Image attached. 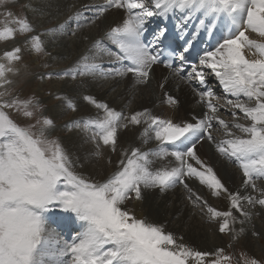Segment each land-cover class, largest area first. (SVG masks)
Instances as JSON below:
<instances>
[{
    "label": "snow or ice",
    "instance_id": "6c2138e0",
    "mask_svg": "<svg viewBox=\"0 0 264 264\" xmlns=\"http://www.w3.org/2000/svg\"><path fill=\"white\" fill-rule=\"evenodd\" d=\"M0 0V42L14 40L18 34L35 30L27 17L17 16L9 4ZM87 7V6H86ZM123 9L126 18L111 27L106 39L117 49L112 51L101 41L93 48L97 56L104 53L114 59L117 67L105 69L97 56L85 55L60 77L100 76L124 78L129 74L138 85H147L154 65L164 63L173 74L185 73L182 79L197 81L206 90H196L198 103L207 111L193 122H175L155 115L149 109L125 114L97 101L93 96L84 100L103 112L102 116L72 121L68 128L89 133L96 144V155L102 147L117 150L123 129L143 126V143L157 142L147 151L140 147L125 149L118 168L104 180H96L76 171V165L59 140L50 132L53 119L43 114L34 97L14 95L10 76L19 69L22 49L14 47L0 56V264H262L242 253L240 259L224 248L213 252L193 249L167 231L165 226L139 217L127 207L130 201L143 199L144 189L159 188L164 192L184 186L194 205H204L210 221L219 222V232L231 233L234 240L244 232L243 225L253 216L257 206L264 209V0H105L96 8L95 23L109 9ZM181 14L176 25L181 38L188 35L186 26L198 21L186 40L183 53L193 47L201 30L212 36L224 34L216 45L206 49L193 64L181 53L161 60L159 43L166 29H161L151 43H145V25L150 17L168 19ZM81 12L75 19L79 21ZM80 26V25H78ZM65 31V24L31 35L27 41L31 53L48 55L42 35L55 36ZM75 34V33H73ZM255 34L260 39H253ZM178 59L181 66L173 68ZM206 70H208L206 72ZM213 75L223 87L225 105L207 87V75ZM53 74H48V79ZM43 78V77H42ZM164 87L163 83L160 85ZM231 97V98H229ZM67 108L76 111V103L67 97H57ZM174 107L178 101L166 96ZM221 107L230 111L232 120L220 117ZM15 112L32 123L22 125L10 114ZM241 119L246 122H241ZM222 130L217 139L213 130ZM207 140L220 156L235 164L242 172L244 189L257 195L229 192L214 168L198 155L197 145ZM157 161H165L155 167ZM111 163V161H109ZM186 179H196L213 196L226 194L228 210H218L194 193ZM194 198V199H193ZM54 209L74 214L81 231L71 241L57 238L48 228V214ZM235 213H239L237 216ZM65 257H69L65 260Z\"/></svg>",
    "mask_w": 264,
    "mask_h": 264
},
{
    "label": "bare ground",
    "instance_id": "6f19581e",
    "mask_svg": "<svg viewBox=\"0 0 264 264\" xmlns=\"http://www.w3.org/2000/svg\"><path fill=\"white\" fill-rule=\"evenodd\" d=\"M104 2L105 0L18 1L19 7L26 5L29 8L28 18L31 20L32 26L36 28V33H34V35L41 34L43 27L52 24L54 20L55 22H53V28L58 27L60 24H65V31L63 33H58L55 36H42V39L44 40L50 38L49 42H45L48 51L52 52L51 58L54 59L51 62L53 70H50L53 74L63 73L64 71L73 68L85 55L97 56L96 50L92 47L96 41H101L107 48H110L112 51H116V47L106 39V33L111 29V27L117 26L126 18V13L123 9L111 8L92 25L87 27L84 25L86 22L85 20H88V18H93L96 15V8L103 5ZM77 12L82 13L81 19L79 21L70 19V17H75ZM84 13L88 14V17H85ZM175 14L180 20L181 14L179 12ZM175 14H171L169 16L170 20H168L173 21V16ZM150 18H152L151 22L156 23L160 17ZM197 23L198 21H193L186 26L190 33L194 32ZM156 24H159V22ZM73 26H76L75 30L71 28ZM69 32H74L75 35L72 38H66V34ZM201 34L202 30L200 35ZM252 38L260 39L255 34L252 35ZM214 46L215 45L213 44L207 49H211ZM26 57L24 58V65H28L26 62ZM96 62L100 63L105 69L118 66L112 57L104 53H100L97 56ZM20 67L21 66H19V68ZM78 77L76 79H69L68 81L63 82L61 85L58 84L53 86L52 89L50 87L52 91L58 92L56 95L72 99L77 105L76 111L70 114L64 123L59 122L58 120L63 114H65V110L67 109L66 102L63 99L52 102V99L48 97H44L43 101H45L48 105L53 104V106H51V115L55 123H58L54 129L56 130L57 134L59 129H66L67 134L62 136V140L65 145L64 148H66L65 151L68 152L69 157L76 165V171L96 180H104L117 170L118 162L122 158L123 150H130L133 147H140L142 150L147 151L149 149L155 148L157 142L149 141L147 144L143 143V138L140 135L143 131V126H134L128 129H123L120 132L117 150L115 152H112L107 147H102L100 149L101 154L96 155V144L89 138V133L79 128L67 127V125H69L72 121L103 115L101 110L97 109L95 106L87 103L84 100L85 96H93L97 101L106 103L109 105V107L114 108L117 111H121L126 115L136 111L149 109L153 114L162 117L163 114L161 112L166 110L169 111V115L167 117L175 122H193V117L202 118L203 114L207 111L203 104L198 103L199 97L196 92V90L203 91L206 89L202 88L197 81L193 80L190 83L187 80L182 79L181 75H175L173 74L172 70L166 69L163 66H153L152 78L149 80L151 81V84L147 85L136 84L131 74L124 78L117 77L107 79L100 76ZM215 80L216 79L211 75H207V85L208 81L213 82ZM58 83H60V81ZM161 83L164 85L163 88L160 87ZM221 88L223 89L222 86ZM41 89H43V87ZM168 95L173 96L178 101V104L174 107L169 106L166 103V96ZM135 98L138 100L134 102L133 100ZM131 102H134L132 107H130ZM228 112L229 111L226 110L225 107H221L219 115L221 118L225 119L224 117L226 116L223 117L222 114ZM215 130L216 129H214L213 132H215ZM220 131L222 133V130ZM214 136L217 139L223 138V135L221 138L216 135ZM197 151L201 159L214 168L218 177L228 188L229 192H235L239 190L242 194H258L252 192L251 189H244L242 187V181L244 179L242 172L237 171L239 168L234 169L230 161H227V159L220 156L219 153L216 152L213 143H209V141L205 139L201 142V144L197 145ZM109 161H111V163H109ZM164 163L166 162L157 161L155 167H160ZM186 183L194 193L201 196L202 199L206 200L212 207H215L218 210L223 209V206H226L227 208L230 207V202L226 194H222L220 197L213 196L211 192L205 186L201 185L196 179H186ZM257 185L258 187L264 188V182L262 181L257 182ZM179 190H182V193H180ZM189 195L190 193L184 188L183 185H180L177 191L162 192L159 188L144 189L143 199L140 201H130L127 207L132 209L137 216L147 218L150 221L158 224H162L165 226L167 231L172 232L177 237H183V242L193 249L213 252L214 248L211 249L207 247L209 246L207 245V242L205 240H201L198 237V234H194L195 236L193 234H184L187 236H183L186 225L193 222L189 218L195 205L193 200L189 199ZM204 209L206 210L205 207ZM204 209L203 212L207 215V210L204 211ZM259 209L261 208H258L257 206L256 208L249 210H251L254 213L253 216H255L258 214ZM192 213H194V211ZM198 216H200V213ZM237 216H239V213ZM214 222L218 227V236L223 237L222 241L221 238L217 239L216 248H224L225 244L229 240L224 238L225 233L219 232V222ZM254 224H256L255 219L254 222H252L251 217V219L245 222V224L240 225L238 223L236 226L239 228H244V232L239 236L240 240H242L243 248L246 249L252 256H257L259 252L257 253L255 251V247L250 241L253 234L257 233ZM187 227L189 228V226ZM48 228L57 238L61 240V242H70L72 237L82 230L81 223L79 222L76 224L75 217L72 218L65 216L61 217L57 223L48 222ZM61 228H65L64 232H66L67 229L72 230L74 228H76V231H73V236L71 233H68L65 236V233L62 234ZM64 259L68 260L69 257H65Z\"/></svg>",
    "mask_w": 264,
    "mask_h": 264
},
{
    "label": "rangeland",
    "instance_id": "374dc122",
    "mask_svg": "<svg viewBox=\"0 0 264 264\" xmlns=\"http://www.w3.org/2000/svg\"><path fill=\"white\" fill-rule=\"evenodd\" d=\"M18 1L19 0H13V2L9 4V7L13 11V13H15L17 16L27 17V19L31 23V20L28 18L29 8L26 5H22V6L19 7L18 6ZM84 16L88 17V14L84 13ZM91 19H93V18H88V20H85L86 22L84 23V25H86V27L93 24L91 22L92 21ZM168 19L170 20L169 17H168ZM168 19H165V20H168ZM53 22H55V20ZM53 22H52V24H49L48 26L43 27V30H42L41 34L42 33H46L48 29L53 28L54 27ZM55 25H56V23H55ZM33 28L35 30L33 33H29L27 35L18 34L17 37L14 40L6 41V42H0V56H2L3 52H5L6 50H12L14 47H20L22 49L23 59L16 65V67L19 69V72L15 76H10L9 77L13 81V84L11 85V88L14 89V93L13 94L14 95H19L20 98H22V99L29 98V97H34L35 100L38 101L39 104L42 106L43 114L48 116L49 118L53 119V117L51 115V106H53V104H49L48 105L45 101H43L44 97L51 98L52 102L60 101L61 99H57V97H60V95H56L58 92L57 91H52L51 90L52 87L56 86L58 84L61 85L63 82H66V81H68L69 79H72V78L71 77H63V78H61L60 75H59L60 73L59 74H53L50 71V70H53L51 62L54 59L51 58L52 57V55H51L52 52H49L48 48H47V52L49 53L48 55H41V56L37 57V55H35V54L30 52L29 45H28L27 41H28V39H29V37L31 35H34V33H36V28L35 27H33ZM71 28L73 30H75L76 26H73ZM73 33L74 32L67 33L66 34V38H68V37L72 38L75 35ZM42 36H45V35H42ZM49 40H50V38L49 39H45V41H48V42H49ZM64 40H66V39H64ZM51 41H52V38H51ZM25 54L27 55V57H26ZM25 57H26V62L28 63V65H26V64L24 65V61H25L24 58ZM19 66H21L20 67L21 70H20ZM50 73L53 74V75H52L51 79H48L47 77H48V74H50ZM59 81H60V83H58ZM209 83H212V82L208 81V84ZM148 84H151V81H149ZM218 85L219 84H217L216 86H218ZM42 87H43V89H41ZM50 87H51V89H50ZM220 88H221V86H220ZM212 91H214L215 93H218L217 97H220L219 103H221V105H225V99H224L225 93L223 91L217 89V87L212 88ZM229 98H231V97H229ZM136 100H138V99L135 98L133 101L135 102ZM134 102L130 103V107L133 106ZM168 112L169 111H166V110L162 111L161 112L163 114L162 118H166L169 115ZM72 113H74V111H72V110L67 108L65 110V114H63L58 121L64 123V121H66L68 116L70 114H72ZM10 114L13 116L14 119L17 120L18 123H20L22 125H26L28 123H32V121H28V120L24 119L23 117H21L19 114L15 113V112H11L10 111ZM222 115H223V117L226 116V117H224L226 120H229V121L232 120V116L230 114V111L228 113H224ZM167 119H169V117H167ZM241 122H246V121H243V119H241ZM57 124L58 123H55V126H57ZM53 130H51L52 133L50 132V136L52 138H55V139L59 140V142L61 143V145L64 148L65 145L63 143L62 136L67 134L66 129L65 128L59 129L58 134H57L56 130H54V131ZM216 130H218V129H216ZM216 130H215V132H213V134L221 138L222 135H223V132L221 133L220 130H218V131H216ZM62 131H63V133H62ZM209 143H211V142H209ZM64 149H66V148H64ZM227 161H229V160H227ZM231 165H232V167L234 169L238 168L236 165H233L232 163H231ZM237 171L240 172L239 169H237ZM257 182H259V181H257ZM180 185L181 184H178L175 188L169 189L167 191H177L179 189ZM179 192L182 193V190H179ZM198 207H199V209H198ZM258 208H260V207H258ZM203 209H204V205L201 204V203L199 204V206L195 205V207L192 209V212L194 211V213L191 212V216H190L189 219L191 221H193V222L188 223L186 225V227H185V231L186 232L185 231L183 232V236L185 237L188 234H193V235L194 234H198L199 235L198 237L201 240H203V241L205 240L207 242V245H209L207 247H209L211 249L214 248L213 250L215 251L216 249H218V248H216L217 239L221 238V241H222L223 237L218 236V233H217V228L218 227L216 226V223L214 221L211 222L209 220L208 216L203 212ZM224 209L228 210V208L226 206H223V209H221V210L224 211ZM204 211H206V210L204 209ZM201 212H202V214H201ZM263 212H264V209H259L258 214H256L255 216H252V222H254V219H255V223L256 224H254V227L257 230V233L253 234V236L251 237L250 241H251L252 245L255 247L254 248L255 251L257 253L259 252L257 254V256H254V255L252 256L246 249L243 248L242 240H240V238L234 240L232 238V234L231 233H225L224 234V236H225L224 238H227L229 240L225 244L224 249H225V251L227 253L232 254L236 258V260L240 259L241 254L244 253L248 257L256 258V259L260 260L262 262V264H264V223H263L264 222V213ZM57 213H60L61 215L65 216V217H72V218L75 217L74 215L69 216L67 214H64L66 212H63V211H61L59 209H54L53 211H51L48 214V217H49L48 222L51 220V217L49 215L50 214L56 215ZM199 213H200V216H198ZM68 214H71V213H68ZM235 214L238 215V213H235ZM63 216H61V217H63ZM51 222H54V221L51 220L49 223H51ZM77 223H79V221L76 220V224ZM214 223H215V225H214ZM187 226H189V228ZM235 228L237 230L239 229V227H237L236 225H235ZM74 229H72V230L67 229L66 232H64L65 228H61V230H62L61 232H62V234L65 233V236L68 233H71L72 236H73V234H74L73 231L74 232L76 231V228H74ZM204 231H206V232H204ZM200 232L203 233V234H201ZM184 234H187V235H184ZM195 239H196V237H195ZM221 244H222V242H221ZM233 264H235V260H234Z\"/></svg>",
    "mask_w": 264,
    "mask_h": 264
}]
</instances>
